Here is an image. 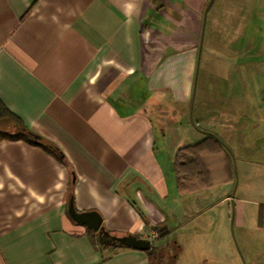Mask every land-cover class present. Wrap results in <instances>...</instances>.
I'll return each instance as SVG.
<instances>
[{
	"label": "crops",
	"instance_id": "crops-1",
	"mask_svg": "<svg viewBox=\"0 0 264 264\" xmlns=\"http://www.w3.org/2000/svg\"><path fill=\"white\" fill-rule=\"evenodd\" d=\"M0 104L66 162L0 141V264H149L70 199L155 264H264V0H0ZM205 136L211 184L178 191Z\"/></svg>",
	"mask_w": 264,
	"mask_h": 264
},
{
	"label": "trees",
	"instance_id": "trees-1",
	"mask_svg": "<svg viewBox=\"0 0 264 264\" xmlns=\"http://www.w3.org/2000/svg\"><path fill=\"white\" fill-rule=\"evenodd\" d=\"M11 119L19 128L14 135H7L0 131V141L10 140L16 141L24 139L28 144L41 147L47 153L53 155L59 162L66 165V162L61 156L62 154L53 146L45 144L39 137L28 132L21 123L10 115L4 107L0 104V119ZM222 151V145L218 139L212 136H205L202 141L192 144L191 146L178 148L176 151L173 165L175 176L177 178L178 191H193L196 188H203L211 184V176L207 168L202 164V157L204 155H216ZM264 207H260L262 211ZM158 249L156 246L147 251L149 255V264H155Z\"/></svg>",
	"mask_w": 264,
	"mask_h": 264
},
{
	"label": "water",
	"instance_id": "water-1",
	"mask_svg": "<svg viewBox=\"0 0 264 264\" xmlns=\"http://www.w3.org/2000/svg\"><path fill=\"white\" fill-rule=\"evenodd\" d=\"M67 214L72 222L83 225L89 231L97 235L98 243L100 246L114 244L129 249L140 251H147L150 249V242L145 239L138 238L134 235L115 236L105 233L101 226V217L96 212H82L75 211L73 200L70 199L67 206Z\"/></svg>",
	"mask_w": 264,
	"mask_h": 264
},
{
	"label": "rangeland",
	"instance_id": "rangeland-1",
	"mask_svg": "<svg viewBox=\"0 0 264 264\" xmlns=\"http://www.w3.org/2000/svg\"><path fill=\"white\" fill-rule=\"evenodd\" d=\"M192 106H193V101L190 102V104H189V106H188V112H189V111L192 112V111H191ZM194 113H195V111L193 112V116H194ZM191 117H192V116H191ZM193 119H194V118H193ZM231 241H232V246L235 247V248H234V253H233V251H232V254H233V255H231V257H233L234 259H235V258L238 259L237 261H238L239 263H237V264H244L243 261H242V257H241V255L238 253V249H237L238 246L236 245L235 241H233V239H231ZM233 258H231V260H232ZM210 264H211V263H210ZM220 264H224V263L222 262V263H220Z\"/></svg>",
	"mask_w": 264,
	"mask_h": 264
},
{
	"label": "built area",
	"instance_id": "built-area-1",
	"mask_svg": "<svg viewBox=\"0 0 264 264\" xmlns=\"http://www.w3.org/2000/svg\"><path fill=\"white\" fill-rule=\"evenodd\" d=\"M261 227L264 228V218L261 220Z\"/></svg>",
	"mask_w": 264,
	"mask_h": 264
}]
</instances>
